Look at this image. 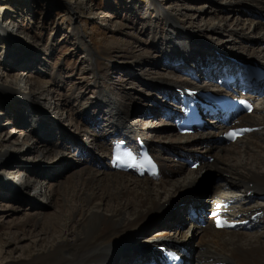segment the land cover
Segmentation results:
<instances>
[{
    "label": "rangeland",
    "instance_id": "1",
    "mask_svg": "<svg viewBox=\"0 0 264 264\" xmlns=\"http://www.w3.org/2000/svg\"><path fill=\"white\" fill-rule=\"evenodd\" d=\"M147 1L149 0H0V85H13L18 79L23 80L26 73L28 79L26 84H23L22 91L33 93L37 98L36 108L29 109L0 98V155L9 153V157L0 162V264L30 258L44 246L43 243L37 244L38 238L34 233L22 237V234L14 229L16 224L36 213L40 214L39 219L44 222L56 215L61 208L59 198L55 199L54 204L50 202L49 197L46 198V191L54 186L56 178L37 176L29 172L20 174L23 170L21 164H33L37 167L38 161H41L39 158L42 159V169L63 160V157L58 159L56 155L52 157L53 155L47 151L40 155L41 157H35L37 154L35 140L41 139L38 137L40 133L48 137L54 126L57 127V134L65 140L74 139L75 135L80 133L82 136L79 139L86 144V149L93 148L92 151L107 169L106 155L96 151L95 144L91 145L90 134L80 131L79 123L90 131L96 130L98 134L100 131L75 115L77 107L87 106L85 108L89 117L87 119L92 123L96 122L97 125L102 124L106 133L112 128L111 120L108 118L116 113L109 102L116 108L119 107L117 113L121 112L120 115H124L128 110L129 114H132L131 108L137 105L139 99H144L143 101L150 105H154V102L157 103L156 106L159 105L164 88L162 92L156 91L154 80L170 79L175 83L171 79L172 66L185 65L191 59L201 62L203 67L207 65L220 67L232 62L229 56L240 58L244 50H256L258 44L251 41L255 39L251 23L257 20L264 22V4L258 5L260 14L247 15L238 7L232 9L226 7L236 0H155L160 7L158 12L149 8ZM244 1L246 2L244 9L257 7L252 1ZM220 8L223 9L219 10ZM207 27L215 29L213 36L205 33ZM176 31L182 35H187L186 31L191 33V36L187 37H190L187 39V43L190 44L187 53L194 51L191 52L190 58L185 57L182 61L176 58L180 59L179 65L174 64L176 59L167 58L165 61L166 58L162 57L168 50L165 46V35ZM155 36L157 41L153 43L152 38ZM191 41L193 43H190ZM183 44L186 45L185 42ZM209 48L224 54L225 60L217 65L214 60L204 63L196 52H203ZM135 53L143 58L137 64L133 63L132 54ZM261 57L257 51L254 60L259 61ZM165 63L168 68L162 66ZM147 69L148 71H145ZM208 70L209 68L206 71ZM55 75L59 77L57 83L53 82ZM38 78L49 81V84H39ZM200 81L203 79L197 80L195 85ZM47 91L54 94V99L51 100L50 96L49 100L45 94ZM57 103L63 108L61 121L54 119ZM43 108H46L45 119L40 122L39 117ZM111 110L113 111L110 112ZM25 113L27 115H24ZM93 113H98L96 118L100 122L94 118ZM161 115H146L142 119L158 123L161 121L160 126H165L164 124L171 126L168 127L172 129L171 132L154 129L143 131L184 137L176 135L172 125L161 119ZM131 117L129 124L136 123V129H141L139 123L133 122ZM112 119L116 118L112 116ZM33 122L39 127L32 124ZM263 133L261 131L259 137H264ZM53 135L55 136L54 133ZM52 138L56 140L57 137ZM216 139L217 137L214 138L215 142ZM156 144L170 146L167 140H156ZM259 144L264 143L259 140ZM209 145L211 146H208V149L214 146ZM221 145L228 144L223 142ZM237 145L240 146L241 143ZM63 151L72 155L71 158L76 160L77 166L83 164L92 170H102L97 169L95 161L82 151L79 154L73 150L70 152L69 148L61 152ZM157 155L174 157L164 151L161 153L158 151ZM173 159L175 166L180 163ZM205 159L212 162L208 157ZM88 160L94 164H87ZM235 160L237 162L240 159ZM258 169L264 170L262 167ZM189 170L185 167L184 174H188ZM210 170L212 173L209 175L212 177L223 175L217 168ZM106 171L110 173V170ZM227 175L224 173L223 176ZM126 177L133 178L131 175ZM3 178H13V185ZM150 180L151 183L155 181ZM184 203L179 202L176 207H181ZM259 203H264V199L258 200ZM189 220V223H192V219ZM160 228L151 226L148 237H152L153 234L156 236L158 233L156 231ZM257 232L264 234V226ZM132 233L134 235L135 230ZM7 239L9 243L4 244Z\"/></svg>",
    "mask_w": 264,
    "mask_h": 264
},
{
    "label": "bare ground",
    "instance_id": "2",
    "mask_svg": "<svg viewBox=\"0 0 264 264\" xmlns=\"http://www.w3.org/2000/svg\"><path fill=\"white\" fill-rule=\"evenodd\" d=\"M250 1L257 4V7L253 6L249 9H244V5L246 4L244 0H236L235 2L229 3L226 7L228 9L238 7L240 10L245 11L247 15L250 13L252 15L260 14L261 12H258L260 9L258 5H263L264 0ZM147 3L148 7L155 12H158L160 9L155 0H149ZM222 9L220 8L219 10ZM180 20L184 21L183 18H180ZM251 25L253 26V36L255 39L257 38V40H251L258 44L256 50H244L240 58L229 57L246 64H251V69L256 65L264 70V22H258L257 20L251 23ZM186 32L187 35H182L178 31L165 35V46L168 48V53L166 51L162 54V57L166 58L164 59L165 61L167 58H180L181 60H174V64L179 65L180 61L185 57L190 58L191 52L194 51L192 50L190 54L189 52L187 53V49L190 47V44L187 43V39H190V37H187L188 35L191 36V33ZM205 33L208 36H213L215 29L207 27ZM229 38L232 40L230 36ZM152 39L154 41L153 43L157 41L156 36ZM204 39L207 40L206 38ZM190 43H193V41ZM257 51L262 56L259 61L254 60ZM196 55L204 63L214 60L217 65L225 60L224 54L210 48L203 52H196ZM132 56L134 57L133 63L135 64L143 59L136 53L134 55L132 54ZM189 60L185 65H180L179 67L172 66L170 68L171 79L177 78L184 83H193H189V89L197 87L195 85L197 80L203 79V81L207 80L206 82L211 83L214 76L221 77L220 73L222 72H219L221 67L225 68L228 65L234 64L227 62L220 67H214L212 65L203 67L201 62ZM162 66L168 68L166 63L162 64ZM208 68L209 70L206 71ZM222 68L221 71L223 70ZM145 71H148V69ZM182 72L184 74L186 72L187 75L181 74ZM227 72L229 73V71ZM24 75L25 78L23 80L18 79L13 85H0V98L13 102L14 104L28 107V109L29 107L36 108V96L33 93H25L22 91L23 84H26L28 79V74L25 73ZM58 78L55 75L53 82L57 83ZM37 80L39 84H49V81H43L41 78ZM154 83L157 86L155 88L156 91L162 92L164 88L161 94V100L157 106V103L154 106L143 101L144 99H139V102L136 103L138 106L134 104L136 106L131 108L132 114H129L128 110L124 115H120L121 112L117 113L119 107L116 108L114 104L109 102L111 108L116 112L112 115L116 118L115 120L112 119V116L108 118L111 120L112 125V128L108 129V131L110 130L109 132H104L105 129H103L102 124L97 125L96 122L92 123L91 120L89 121L87 119L89 118L86 113L87 110L85 109L87 106L84 108H82L84 105L77 107V114L75 115L87 122V125L97 127L98 131H100L101 134L95 132L96 130L90 131L79 121L80 131L90 134L91 145L94 143L96 151H99L101 154L108 155L110 153L111 146L108 144L107 139H105L108 133L113 134L116 131L119 134L127 135L135 132L143 133L149 152L158 161L159 172L157 177H150L145 174L141 176L132 175L118 171L107 172L106 170L109 169L108 165L106 164V169L102 160L98 159V156L92 151L93 148L92 150L89 147H87L89 149H86V144L79 139L82 136L80 133H77L74 139L71 140H65L61 135L57 134L56 126L52 128V132L49 133L50 136L48 137L40 133L38 137L41 139L35 140L37 147L35 157H41L47 151L53 155L52 157L56 155L55 157H58V159L63 157V160H61V163L48 165L45 166L47 168L42 169V159L39 158L41 161H38L37 167L33 164L34 167L29 164L25 165L26 163L21 164L20 166L23 170L20 171V174L23 175V172H29L37 176L56 178L54 186L46 191V198L49 197L52 204L55 203L56 198H59L61 208L56 215L44 222L39 219L40 214L36 213V215L28 216L23 222L16 224L14 229L16 232H20L22 237L26 234L33 235L34 233L36 234L35 237L38 238L37 244L43 243L42 245L44 246H41V249L30 258L5 261L3 264H105V259L107 264H145L144 262H146L149 256L151 258L159 256V248L161 247L169 246V249L175 250L181 244L187 245L186 242H188L190 239L189 236L192 233L189 234V232L193 230L190 229L193 227V223H189V219H193L192 215L195 212L194 210L202 205V198L209 192V186L214 183V180L229 188L243 189L242 192L244 194L250 191L256 197H264V170L258 169L259 167L264 168V144H259V140L264 143V137H259V135L255 134L252 138L245 140L243 138L244 141H223L228 144L223 146L221 145L223 142H220L218 138L224 131L219 129L206 131L201 133L199 137H196V135L192 137H186V135H179L184 137H175L170 133L161 134L157 132L154 134V131L158 130H168L171 132L170 130L172 129L168 128L171 126L167 124L160 126L162 124L161 121L159 123L147 121V119H142V117L162 114L160 118L164 120L165 117L163 114L166 111L163 108L166 107V104H164L162 98L166 96L171 97L175 94L169 91L171 88H167L168 85L175 84L170 79L167 81L154 80ZM45 94L49 97V100L50 96L51 100L54 99V94H50L49 91L45 92ZM55 107V117H53L55 120L61 121L63 119L61 114L63 108H60L58 103ZM45 110L46 108L42 109L39 117L40 122H43L45 119ZM24 115H27V113ZM93 116L100 122L96 118L98 117V113H93ZM130 117L133 118V122L136 121L139 123L141 129H136V123L129 124ZM244 118L246 124L262 126L264 130V115L257 116L253 114ZM114 123H117L118 126L115 127ZM32 124L39 127L36 122ZM144 129H154V131L153 133H149L143 131ZM173 130L175 131V129ZM53 133L57 137L56 140L52 138L55 137ZM66 134L69 135L68 133ZM215 137H217L216 142L214 140ZM182 139L186 140L182 141ZM156 140H167L170 146H158ZM237 143H241V145L238 146ZM60 144L69 148L70 152L73 150L79 154L82 151L88 158L95 161L94 164L88 160L87 164H94L97 169L102 170H92L83 164L77 166L76 160L71 158L72 155L70 156L68 152H61L66 148L61 149ZM209 144H214V146L208 149V146H211ZM18 151L21 153L19 148ZM158 151L160 153L161 151H164V153H173L174 157H158ZM183 152L200 160L202 162L199 166L200 169L198 167L195 171L189 170L188 174H184L183 170L188 165H182L179 161L181 164L177 163L175 166L173 163L175 154L184 156ZM8 157L9 153L0 155V162ZM207 157L208 159H212V162H208L205 159ZM236 158L240 159L237 161L238 163L235 160ZM216 168L221 170L223 175L224 173L228 175L225 177L221 175L217 178L216 176L212 177L209 175V173H212L210 169ZM128 175L133 176V178H127L126 176ZM208 177L210 180L212 179L210 182L204 180L209 179ZM3 179L8 181L10 185L14 183L13 178ZM150 179H154L155 181L151 183ZM202 180L205 183L203 182L202 189L199 190L198 187L202 183ZM179 202L185 203L177 208L176 205ZM255 212H261L263 214L262 217L256 219V222L259 225H264V205L240 208L236 214H240L244 218L245 214H253ZM151 226L161 228L156 231L158 232L155 234L156 236L153 234L152 237H148ZM134 230L135 234L133 235L132 232ZM8 243V239L4 241V244ZM208 244L209 256L224 261L227 264H264V234L262 233L244 234L238 231H214Z\"/></svg>",
    "mask_w": 264,
    "mask_h": 264
},
{
    "label": "water",
    "instance_id": "3",
    "mask_svg": "<svg viewBox=\"0 0 264 264\" xmlns=\"http://www.w3.org/2000/svg\"><path fill=\"white\" fill-rule=\"evenodd\" d=\"M208 180H210V178L209 179H206L205 181H208ZM205 181H203V182L205 183ZM203 182L199 185V187H198L199 190L202 189L201 187H202V184H204Z\"/></svg>",
    "mask_w": 264,
    "mask_h": 264
},
{
    "label": "snow or ice",
    "instance_id": "4",
    "mask_svg": "<svg viewBox=\"0 0 264 264\" xmlns=\"http://www.w3.org/2000/svg\"><path fill=\"white\" fill-rule=\"evenodd\" d=\"M229 135L234 137L236 135V133H230ZM218 226H219V223H218Z\"/></svg>",
    "mask_w": 264,
    "mask_h": 264
}]
</instances>
